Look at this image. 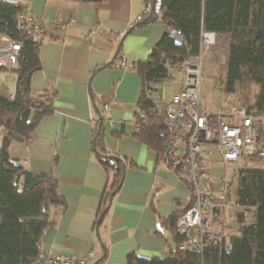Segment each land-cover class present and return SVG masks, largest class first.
Listing matches in <instances>:
<instances>
[{
  "label": "crops",
  "instance_id": "obj_1",
  "mask_svg": "<svg viewBox=\"0 0 264 264\" xmlns=\"http://www.w3.org/2000/svg\"><path fill=\"white\" fill-rule=\"evenodd\" d=\"M11 1L28 7L47 32L38 49L40 68L30 77L31 91L56 92L54 111L40 119L30 140L9 146L10 156L28 170L54 176L64 198L63 205L51 207L54 224L40 238L44 251L62 256L92 251L93 261L102 256L99 264H127L131 253L146 258L170 255L175 244L162 221L182 213L191 189L165 159L133 135L140 91L133 65L96 70L112 60L116 50L113 40L102 33H123L141 15L145 0ZM55 18L74 22L66 29L54 28ZM165 32L172 30L163 23L133 30L122 41L124 54L129 61L146 58ZM156 93L151 94L153 100L158 99ZM0 96L15 97L1 80ZM97 110L104 117L106 148L125 160L122 184L98 224L108 177L92 149ZM212 159L211 175H224L219 155L214 153ZM242 166L247 165H232L228 173ZM232 208L242 209L230 205L226 231L233 222L239 226ZM212 222L220 225L217 219Z\"/></svg>",
  "mask_w": 264,
  "mask_h": 264
},
{
  "label": "trees",
  "instance_id": "obj_2",
  "mask_svg": "<svg viewBox=\"0 0 264 264\" xmlns=\"http://www.w3.org/2000/svg\"><path fill=\"white\" fill-rule=\"evenodd\" d=\"M20 7L26 6L0 0V28L16 37L19 35L13 16ZM148 11L149 0H145V8L134 22ZM153 23H163L174 33H163L144 59L129 61L121 44L112 60L96 68L131 64L136 69L140 91L134 113L135 137L166 160L162 151L167 135L166 115L155 110L151 94L159 83L173 80L174 71L180 70V79L183 63L199 53L201 33L205 31L214 32L216 37L228 35L223 90L233 100L227 106L236 104L248 114L262 117L264 122V0H155L152 15L131 32ZM123 33L106 30L102 35L112 39L117 48ZM43 38L23 37L15 97L0 96V264H37L40 238L54 224L51 207L64 204L54 176L30 171L9 154L12 142L29 141L40 119L54 111L56 92L34 95L30 88L31 74L40 68L38 49ZM222 110L225 109L219 111ZM103 123L101 115L95 122L92 142L94 154L108 177L96 224L107 214L109 208L104 210L111 193L120 188L125 168V160L104 144ZM225 200L229 206L242 208L236 213L237 233L227 237L229 246L222 241L202 250L181 249L185 239L177 226L181 212L174 213L162 221L175 244L170 255L146 258L131 253L127 264H264V167L232 169ZM192 203L190 197L185 208ZM248 209L252 210V221L244 222ZM223 230L226 234L225 226ZM105 253L102 245V255ZM102 260L101 256L96 264Z\"/></svg>",
  "mask_w": 264,
  "mask_h": 264
},
{
  "label": "built area",
  "instance_id": "obj_3",
  "mask_svg": "<svg viewBox=\"0 0 264 264\" xmlns=\"http://www.w3.org/2000/svg\"><path fill=\"white\" fill-rule=\"evenodd\" d=\"M13 17L18 37L0 28V80L5 88L12 86L15 89L23 37L40 39L47 32L45 25L33 16L28 7H20ZM73 22L74 19L63 21L55 18L51 25L66 29ZM215 39L214 32H202L201 49L183 63L179 82L172 89L170 99L164 100L159 90L158 99L154 100L155 110L166 115L167 135L162 151L168 168L190 187L193 199L192 205L184 208L177 220L178 231L185 235L181 249L202 250L222 241L229 246L223 230L225 212L229 207L225 200L228 171L241 161L255 160L264 164L262 117L252 116L236 104L216 112L202 105L203 55ZM214 153L219 155L225 171L218 177L210 172ZM214 219L219 221V226L212 224ZM38 247L37 264H91L93 261L92 251L88 255L62 256L44 251L40 241Z\"/></svg>",
  "mask_w": 264,
  "mask_h": 264
},
{
  "label": "rangeland",
  "instance_id": "obj_4",
  "mask_svg": "<svg viewBox=\"0 0 264 264\" xmlns=\"http://www.w3.org/2000/svg\"><path fill=\"white\" fill-rule=\"evenodd\" d=\"M228 42H229L228 35L218 34L214 44H212L208 49H205L203 55L204 57L203 74H202L201 91H200L201 101L203 107L212 112H216L220 109H226L227 105L230 103L228 101L233 100V97L226 94L223 90ZM179 71L178 73L177 71L173 72L175 74V78L173 80H167L158 84L156 91L160 90L163 99H168L170 97V93L172 89L176 86L179 80ZM239 165L264 167L263 163L257 161L251 162V160L241 161L239 162ZM230 212L231 213L234 212V217L236 218L235 212H237V210L235 208H232ZM228 213H229V209L227 212H225L224 221L227 220ZM244 215H245L244 222L252 221L251 209H248L244 213ZM234 232H237V228L235 227L233 222L232 227L229 226L228 231H226L227 237H229Z\"/></svg>",
  "mask_w": 264,
  "mask_h": 264
},
{
  "label": "water",
  "instance_id": "obj_5",
  "mask_svg": "<svg viewBox=\"0 0 264 264\" xmlns=\"http://www.w3.org/2000/svg\"><path fill=\"white\" fill-rule=\"evenodd\" d=\"M77 1L98 2V1H101V0H77ZM154 8H155V0H149V11H148V14H147L145 17H143L142 19H140V20L134 22L132 25H130V27H128V28L125 30V32L122 34V36H121V38H120V40H119V43H118L117 48H116V50H115L114 56H115L116 53L118 52V50H119V48H120V46H121V44H122V41H123V39L125 38V36H126L127 34H129L133 28H135V27L138 26L140 23H142V22H144L145 20H147V19L152 15V12H153ZM97 111H98V110H97ZM97 113H98V120H100V119H101V114L99 113V111H98ZM123 169H124V168H123ZM113 193H114V192L111 193V197H112ZM111 197H110V200H109L108 205H107V207L105 208L104 212L108 209V207H109V205H110ZM97 262H98V261H94L92 264H96Z\"/></svg>",
  "mask_w": 264,
  "mask_h": 264
},
{
  "label": "bare ground",
  "instance_id": "obj_6",
  "mask_svg": "<svg viewBox=\"0 0 264 264\" xmlns=\"http://www.w3.org/2000/svg\"><path fill=\"white\" fill-rule=\"evenodd\" d=\"M8 91L10 92L11 95H14L15 90L13 89V87H7Z\"/></svg>",
  "mask_w": 264,
  "mask_h": 264
}]
</instances>
